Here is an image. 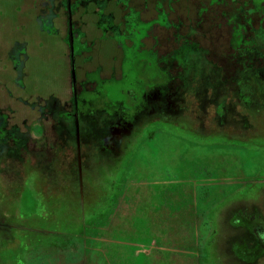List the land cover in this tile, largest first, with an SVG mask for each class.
I'll list each match as a JSON object with an SVG mask.
<instances>
[{"label": "rangeland", "instance_id": "1", "mask_svg": "<svg viewBox=\"0 0 264 264\" xmlns=\"http://www.w3.org/2000/svg\"><path fill=\"white\" fill-rule=\"evenodd\" d=\"M35 1L0 0V264H264V0L231 12L218 55L200 25L174 24L165 55L146 45L163 9L114 0V24L109 0ZM92 1L119 74L75 81L92 39L70 16Z\"/></svg>", "mask_w": 264, "mask_h": 264}, {"label": "trees", "instance_id": "2", "mask_svg": "<svg viewBox=\"0 0 264 264\" xmlns=\"http://www.w3.org/2000/svg\"><path fill=\"white\" fill-rule=\"evenodd\" d=\"M241 4L246 6V10H251L252 8L249 0H220L217 3L212 0H162L161 8L164 10L170 26H153L144 37V43L152 47L159 55H165L178 45V42H175L173 39L174 24H180L182 34L187 32L188 27L200 25L202 32L200 31L201 33L195 34L190 38L197 43L199 48L204 50L207 49L210 53L215 52L217 55L227 48L229 52H231L233 50L230 45L232 31L229 26L230 23L228 22V18L231 12L237 10ZM34 5L36 7L38 6L35 0ZM158 5L159 0H128V6L137 9L144 21L157 18L159 12ZM96 6L94 1L90 2L85 8L83 6H78L76 11L74 13L72 12L70 16L71 21H73L74 14H77L79 11H82L84 15H88V25L84 27L82 25V29L85 32V37L83 39H92L91 51L84 52V55H90L91 53L92 61L90 64L85 65L82 71L80 68L75 71V81L82 79L84 71L93 69L99 65L102 67L101 73L103 77H109L112 73L116 75L119 74L120 48L112 36L105 39L107 47L110 48V50L101 45L99 36L102 32L99 27L96 26ZM104 11L112 15L114 24L123 21V17L126 14V9L114 0L107 1ZM91 22L95 24L91 25ZM99 50L107 51V54H109L105 61L97 57ZM68 81H70L69 76ZM6 83H8L10 87L13 85L10 81ZM14 87L17 88L16 86ZM51 95L65 102L69 99L70 89H67L63 96L54 93ZM34 110V116H39V111L36 109Z\"/></svg>", "mask_w": 264, "mask_h": 264}, {"label": "crops", "instance_id": "3", "mask_svg": "<svg viewBox=\"0 0 264 264\" xmlns=\"http://www.w3.org/2000/svg\"><path fill=\"white\" fill-rule=\"evenodd\" d=\"M73 4L74 3H72V6H70L71 8H73ZM134 195H135V193L133 194V193H131L130 195H129V197L130 198H133L134 197ZM137 196H138V194H136ZM149 194H145V198H148V199H150L149 197ZM159 210V215H160V217L163 219L164 217H167L168 219H171V218H173L176 214H175V207H174V210L173 211H169V212H166V210H163L162 209V206H160V208L158 209ZM155 211V210H154ZM153 211V212H154ZM190 218H193V215L192 214H190ZM175 222H176V219H175ZM190 222L192 223V224H190V227H189V231L188 232H191V233H193V232H196L197 230H198V227H197V225L195 224V223H193V221L192 220H190ZM182 224V223H181ZM169 226V225H168ZM182 226V225H181ZM168 231H172V229L170 228ZM183 231V230H182Z\"/></svg>", "mask_w": 264, "mask_h": 264}, {"label": "flooded vegetation", "instance_id": "4", "mask_svg": "<svg viewBox=\"0 0 264 264\" xmlns=\"http://www.w3.org/2000/svg\"><path fill=\"white\" fill-rule=\"evenodd\" d=\"M106 3H107V2H106ZM96 5H97V4H96ZM105 5H106V4H105ZM96 7H97V6H96ZM104 8H105V6H104ZM158 8H159V10L162 9L160 3H159V5H158ZM163 11H164V10H163ZM110 15H111V14H110ZM111 16H112V15H111Z\"/></svg>", "mask_w": 264, "mask_h": 264}]
</instances>
